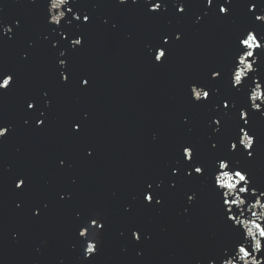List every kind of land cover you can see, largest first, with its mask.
I'll use <instances>...</instances> for the list:
<instances>
[{
    "label": "water",
    "instance_id": "95a60500",
    "mask_svg": "<svg viewBox=\"0 0 264 264\" xmlns=\"http://www.w3.org/2000/svg\"><path fill=\"white\" fill-rule=\"evenodd\" d=\"M157 2L161 9L150 13ZM221 4L74 0L73 13L90 21L73 20L61 5L53 11L66 16L56 26L47 22V0H0V70L15 74L0 91V126L9 129L0 138V264H223L243 234L225 222L214 188L215 161L225 155L251 179L246 205L233 215L242 208L240 219L254 234V225L264 224V197L251 194L253 187L264 192V116L248 100L253 78L264 91V52L254 50L256 71L239 90L230 87L228 71L237 36L254 29L264 38V22L255 20L264 14V0H230L227 16L219 14ZM162 34L169 51L158 63L153 57ZM78 37L82 43L73 47ZM220 68L222 77L211 79ZM192 82L213 90L207 101L192 100ZM242 106L255 137L252 158L242 146L228 149L238 140ZM183 146L206 165L205 175H187ZM146 191L151 204L143 200ZM96 214L104 224L98 240L91 241V229L80 237ZM89 241L97 248L85 258ZM256 257L264 264V250Z\"/></svg>",
    "mask_w": 264,
    "mask_h": 264
},
{
    "label": "snow or ice",
    "instance_id": "6c2138e0",
    "mask_svg": "<svg viewBox=\"0 0 264 264\" xmlns=\"http://www.w3.org/2000/svg\"><path fill=\"white\" fill-rule=\"evenodd\" d=\"M120 4H124L127 0H118ZM133 3L136 0H132ZM214 0H204L206 6L210 7L213 4ZM70 3H74V0H47V22L50 25H60L61 21L65 18L66 12L61 10L55 12L53 10H58L63 5V8L66 9L67 12L73 13V9L69 7ZM230 3V0H224V4H221L218 8L219 14L223 16H227L230 13V9L225 6V4ZM162 7V4L157 2L151 4L148 11L150 13H157ZM255 8V5H249L248 11L252 12ZM178 12H183V7L177 8ZM73 20H83L84 23H88L90 21L89 15H76L73 13ZM199 19V17H198ZM255 20L264 22V14L256 15ZM17 26H19V21L14 22ZM67 23H71V20L67 21ZM3 33H11L12 29L9 27H3ZM62 38L64 37V33L61 32ZM175 39L179 40L180 36L177 35ZM73 47L79 46L82 43V38L78 37L76 39H72L70 41ZM168 45H169V36L167 34H162L159 38L154 54V61L158 63H163L167 54H168ZM55 47V44H53ZM254 50H259L264 52V38H259L255 33V30H246L241 33L236 38V47L233 52L232 63L228 69L230 73V87L232 89L239 90V88L244 86V82L249 78L250 73H254L256 71L254 64L256 62V53ZM151 52V48L149 49ZM61 56L64 55V52L60 53ZM251 58V59H250ZM59 64L63 67L65 65L64 60H60ZM224 72L223 68L213 69L210 72V77L213 80L219 79L222 77ZM14 73L5 72L0 70V91H7L13 84L14 81ZM60 77L62 82H67L68 76L64 74V72L60 73ZM81 85H87L89 83L88 80L82 79L80 81ZM253 87L251 88L248 94V100L250 101V108L260 113L261 116H264V91H262V84L258 82L255 78L252 79ZM189 90L191 93V98L194 102H202L207 101L210 98V91L206 90L204 86L199 85L197 82H192L189 85ZM229 100L225 99L222 101V107L227 112L229 109ZM260 101V103H257ZM34 107V102H28L27 108L32 109ZM43 116L44 113H41ZM238 119L242 124H238V140L232 139L229 141L228 149L229 152H235L238 150V146H242V149L246 153L248 158H252L254 152L255 137L250 134V130L247 128L249 125V113L246 107L242 106L239 109ZM216 125L221 124V120L213 118L212 121ZM37 126L43 125V120H37ZM73 131H77L79 129L78 124H74ZM9 131L7 127L0 126V138H3L6 133ZM215 131H219V127L215 129ZM215 147V145H213ZM90 154V153H89ZM182 156L184 161L189 162V166L191 167V171L187 173V175L191 176L196 174L197 176H203L206 174V165L202 163H197L194 161V150L191 146H183L182 147ZM175 169H173V174H175ZM213 180H214V188L221 199L222 209L225 215V222H230V226L234 228H239L243 230L242 238L237 234V240L234 244V255L229 256L227 259L223 260V264H262L261 259H257L256 253L264 250V224L259 223L255 224L254 227L257 229V232L254 234L250 228L246 226L244 221L240 219V216L243 214L242 208L238 211V215H233V209L237 210L238 205H246L245 194L249 193L251 184V179L247 169L239 166L238 164H234L230 158V156L225 155L223 157H218L215 161V167L213 170ZM25 183L23 179L18 180L15 187L21 188ZM152 185L149 184L148 188H151ZM251 194L253 196L264 197V192H260L259 195L256 193V189L251 188ZM194 197L189 196L188 200L191 201ZM153 195L148 193L147 191L143 195V200L151 204L153 202ZM161 201L159 199L155 200L156 204H159ZM259 203V201H257ZM87 228H81L78 235L80 237H84L88 234L89 230L96 231L99 233L104 224L102 223V219L100 214H96L95 218L90 219ZM132 237L134 239H139L138 232L136 230L132 231ZM249 240H251V244H249ZM97 245L91 241L87 242L84 247V256L85 258L89 257L96 251Z\"/></svg>",
    "mask_w": 264,
    "mask_h": 264
},
{
    "label": "clouds",
    "instance_id": "9594fccd",
    "mask_svg": "<svg viewBox=\"0 0 264 264\" xmlns=\"http://www.w3.org/2000/svg\"><path fill=\"white\" fill-rule=\"evenodd\" d=\"M93 239L91 240V241H96V240H98V233H96L95 231L93 232Z\"/></svg>",
    "mask_w": 264,
    "mask_h": 264
}]
</instances>
